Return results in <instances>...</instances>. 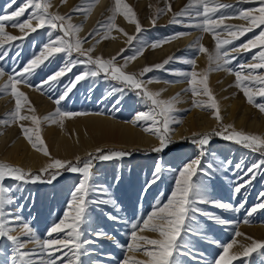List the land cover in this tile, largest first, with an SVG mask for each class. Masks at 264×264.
Returning a JSON list of instances; mask_svg holds the SVG:
<instances>
[{
	"label": "snow or ice",
	"instance_id": "snow-or-ice-1",
	"mask_svg": "<svg viewBox=\"0 0 264 264\" xmlns=\"http://www.w3.org/2000/svg\"><path fill=\"white\" fill-rule=\"evenodd\" d=\"M64 2L66 0H61V3ZM96 2L97 0H86L87 7H85V4L78 5L72 11L74 13L85 11V14H87ZM244 2L248 3L250 0H244ZM15 3L16 0H10L7 8H12ZM51 6V0H24L11 13L5 11L0 14V60H3L7 55V49L2 46L3 41L21 39L8 35L5 32L7 26L18 28L21 33L25 34H27L26 29L30 32H36L38 28L48 29V40L42 44L39 53L34 54V57L22 70L16 71L14 68L8 74V80L3 88H0V92L5 95L10 94L15 101L14 110L0 123L10 125L19 121L31 120L32 124L36 126L35 129L21 124V132L34 150L41 152L51 160V163L40 169L39 174H33L30 169L25 171L20 167L0 163V243L6 245L8 249L5 252V259L0 261V264H84L82 257L89 254L90 251L86 246L95 243L93 240L83 238L85 232L88 231L85 226L90 223L88 209L92 205L114 204V200L111 199L106 187L92 183L93 161H109L129 155V153L122 151L105 152L103 149L98 148L95 153H87V158L84 160L77 156L75 163L71 160L51 158L44 141L39 135L41 119L35 115H22V110L25 107L31 113H34L35 110L30 106L27 95L19 90L18 85L35 87L36 90L41 92H44L45 86H47V89L51 91L60 77L71 72L73 67L83 65L84 70L80 74H76L74 79L69 80L64 85L63 91L54 100V103L59 106L61 101L68 96L81 80L96 78L103 74L104 79L115 80L121 84L122 87L113 89V92L132 91L141 103L149 106L148 111L138 112L131 123L144 122L142 125L143 130L156 136L160 141L159 146L153 148V151L161 152L171 142L169 124L176 122L173 113L176 111L175 103L179 99V94L170 100L159 99L161 92H153L147 88V85L153 83L154 79L144 80L140 77L153 70L164 69V66L172 60H182L183 63L190 65L192 70L177 71L175 75L183 77V80L166 81V83L186 82L189 85L186 91H190L194 97L198 94L206 95L209 102L199 104L194 100L193 103L211 110L220 128L193 139L192 143L199 145V154L175 170L174 188L166 202L157 201L153 204L150 212L129 222L131 243L127 245V251L142 254L147 259L137 260L126 257L122 262V264H176L174 256L181 254L182 249L187 247V242L183 239L182 234L187 235L194 231L192 223L197 214L207 216L221 225L231 223L209 214L198 205L209 204L226 211L239 212L244 209L247 202L246 199H243L238 205L233 206L209 197L208 188L214 174L219 172L225 164L232 165L231 160L222 162L219 166L203 161L206 146L210 143L211 137L217 136L223 140L234 142L253 152H259L261 155L259 160L250 165H246L243 160L234 165L235 171L239 173L233 188L234 197L241 194L242 189L250 186L257 176H264V137L236 131L232 125L222 124L223 117L221 116L219 104L207 87V73L200 74L195 71V57H169L162 64L144 67L139 76L136 73H127L125 71L127 64L136 59L137 56L142 55L144 49L149 46L148 43L140 39L139 35H129L127 37L129 46L133 48L132 55L122 56L125 49H121V52L117 54L124 61L122 65L118 64L116 56L110 59H104L101 56L94 57L92 55L94 47L83 48L86 39H81L77 35L81 31L82 25L72 24L71 14L61 15L58 12H50ZM29 9L31 11L28 13L26 20H19L18 18L24 16ZM229 9L232 10L229 11ZM167 11H171L170 4L166 8L157 10L151 20L153 26L156 25L157 18ZM117 14H123L129 23L134 24L137 34L143 31L141 24L135 18L133 9L127 4L122 5L121 0H115L112 16L89 36L95 37L103 29L104 38H108L107 33L116 28L115 17ZM229 19L244 20L249 26L244 27L225 23ZM33 21H35V26H33ZM5 22L9 23L6 24ZM169 22L198 30L202 34H210L215 44L212 52H209L201 44L202 35L189 47L194 49L197 55L200 53L207 55L210 65H214L215 70H223L233 75L235 77L234 86L244 94L247 102L258 108L261 113H264V102L258 103L256 100L257 96L264 98V71H260L264 70V27L261 28L258 34L242 44H234L235 40H238L247 32L253 31V28L264 25V0H259L256 6L248 9H235L233 5L221 3L220 0H189V3L181 11L173 13ZM117 30L123 31L122 29ZM54 33H61V35H54ZM190 34V32H176L163 40L152 41L150 46L155 49L162 46L163 43ZM134 40L137 41L138 46L133 45ZM251 49H258V51L252 54L250 62H240L234 67L231 66L234 61L239 60L241 51L248 52ZM61 53L64 56L63 66L47 79L41 80L39 84L32 85L29 78L35 70L45 61L54 59L57 54ZM73 53L77 54L75 59H72ZM211 70L213 69L210 68L209 71ZM4 75L3 69L0 68V78ZM199 76H202V78L198 79ZM116 103L118 104L119 100ZM88 114L66 112L57 107L55 113L43 119L57 122L58 119L65 117L71 118ZM193 136H197V134L194 133ZM61 170L79 174L81 178L71 192L63 218L52 224L46 231L45 238H40L30 223L22 215H19L23 205H18L15 209L11 207L15 204V197L11 195V187L4 184V181L12 179L18 183H51L61 174ZM160 172L161 167L158 163L152 180L145 185V194L147 188L159 180ZM44 174L48 175L47 180H45ZM258 199L259 202L256 205L246 210L248 216H251L258 209H264V192L259 194ZM108 218L117 222L120 220V217L111 214ZM145 232L156 233L158 237L149 238L140 234ZM92 234L97 239H111L103 231H94ZM234 235L241 236L242 233L237 231ZM247 239L252 240L250 237H247ZM29 243L35 244L36 247L26 250ZM235 243L236 241L233 239L227 244L220 245L223 254L212 264H232L233 260L238 259L241 255L247 257L257 250H264V241L252 240L248 246L240 245L243 249L242 253L237 252L229 255V250L233 248ZM3 251L4 248H0V252Z\"/></svg>",
	"mask_w": 264,
	"mask_h": 264
},
{
	"label": "rangeland",
	"instance_id": "rangeland-1",
	"mask_svg": "<svg viewBox=\"0 0 264 264\" xmlns=\"http://www.w3.org/2000/svg\"><path fill=\"white\" fill-rule=\"evenodd\" d=\"M23 2L24 0H16L13 7L9 9L7 8V5L10 3V0H0V14H3L5 11L11 13V11L18 8ZM54 2H56L55 6L52 5ZM220 2L233 5L235 9H248L256 6L259 3V0H250L248 3H245L244 0H220ZM102 3H104L103 5H107L106 8L109 6V10H107V8V11L104 12L106 15L102 14L97 22L91 27L90 32L81 36L85 25L92 17L91 15H93L96 7L100 6ZM188 3L189 0H121L122 5L127 4L133 9L135 18L141 24L143 31L137 34L135 25L129 23L123 14H117L115 17L116 28H113L109 33H107L108 38H104L105 33L103 29H101L100 33L95 37L89 36V34L109 20L112 16V9L115 7V0H97L91 8V11L87 12V14H85V11L75 13L72 11L78 5L85 4V7H87L86 0H66L64 3H61V0H51L52 7L49 11L58 12L61 15L71 14L72 20L78 19V22L74 23L71 20V23L74 25H82V29L77 35L81 39H86V42L83 44V48L87 49L94 47V51L92 53L94 57L101 56L104 59H110L116 56L118 64L121 65L124 61L121 56L117 55L121 52V49H125L122 56H130L133 54V48L129 46L127 37L129 35H139L140 39L148 43L149 46L144 49L142 55L137 56L136 59L127 64L125 69L127 73H136L137 76H139L144 67L162 64L169 57H195L196 69L197 60L203 55L205 56V62L207 65L206 73L208 80L210 74L217 71L215 70V66L210 65L207 55L204 53L197 55L195 50L189 46L202 35L203 38L200 41L201 44H203L209 52H212L215 44L211 35L208 33L202 34L198 30L186 28L180 24H171L169 22L173 13L181 11V9H183ZM169 4L171 5V11H167L165 14L159 16L157 18L156 25L153 26L151 20L155 16L157 10L166 8ZM231 10L232 9H229V11ZM30 11L31 9L26 11L25 15L19 17L18 19L21 21L26 20ZM120 22L130 26L132 28L131 31L133 32L129 33L123 30L126 38L123 40L124 44L121 45L120 51L114 52L111 54L112 56H106L101 50H99V45H105L114 40V37L118 36L119 33L117 29H122L119 24ZM5 23L8 24L9 22ZM225 23L236 26H249L246 21L241 19H229L225 21ZM33 26H35V21H33ZM262 27H264V25L253 28V31L247 32L244 36L235 40L234 44L240 45L249 38L254 37L260 32ZM5 32L8 35L21 39L3 41L2 46L7 49V55L3 60H0V68H2L5 73V75L0 78V88H3L4 84L7 82L8 74L12 72L14 68L16 71L22 70L34 57V54L39 53L42 44L46 43L48 40L47 28H38L36 32H30L26 29L27 34H25L21 33L18 28L7 26L5 28ZM176 32H190L191 34L163 43L162 46L155 49L151 48L150 43L152 41L163 40ZM54 35H61V33H54ZM208 37L210 42H207L206 44L204 41ZM187 38H189L188 41L186 40V42H184L183 40ZM132 43L133 45L138 46L137 41L134 40ZM171 44H175L174 48L169 50L167 54L165 53V55L155 57L156 54L163 53V49ZM257 51L258 49H251L248 52L241 51L239 54V60L234 61L231 66L234 67L240 62H250L252 54ZM151 54L154 55V58L152 59L149 58ZM76 56L77 54L73 53L72 59H75ZM63 59L64 56L61 53L57 54L54 59L45 61L44 64L37 68L30 76V83L32 85H37L41 80L47 79L63 66ZM210 68L213 70L209 71ZM83 70V65L73 67L71 72H68L66 75L60 77L51 91L47 89V86H45L44 92H41L36 90L35 87L18 85L19 90L23 91L27 95L30 106L35 110L34 113H31L28 112L27 107H25V109L22 110V115H35L41 119L39 135L44 141V144L53 159L71 160L75 163V158L77 156H79L81 160H84L87 158V153H95V150L98 148L103 149L105 152L122 151L129 153V155L124 157L114 158L109 161H93L92 183L98 186L106 187L111 199L114 200V204L98 206L92 205L89 207L88 212L90 216V223L85 226L88 231L85 232L83 238L86 240H93L95 243L86 246L90 251L89 254L82 257V260L84 264H122L126 257L137 260H145L147 258L142 254H134L127 251V245L131 243L129 235V222L134 221L142 215H146L152 210L153 204L157 201L166 202L174 188L175 170L199 154V145L193 144V139H197L202 134L210 133L213 130L219 129L220 125L217 124L212 130L197 133L196 137L189 136L192 139H188L181 144H173L179 141L173 140L171 133H169L171 142L161 152L153 151V148L159 146L160 141L158 145L151 148L129 149L119 145L116 146L115 144H112L110 140H106L101 137L99 138L97 134L100 126L97 125L96 121L90 122L87 117H100L115 123L131 124L135 125L134 127L136 129L143 131L142 125L144 122H138L136 124L131 123L137 111L139 112V100L134 92L127 90L123 93L119 91L113 92V89L121 88V84L115 80L104 79L103 74H101L96 78H86L81 80L76 84L68 96L61 101L59 106L54 103V100L63 91L64 85L67 84L69 80L74 79V76L76 74H80ZM189 70H192L191 66L183 63L182 60H172L164 66V69L153 70L152 72L144 74L140 78L144 80L150 78L154 79L153 83L147 85V88L150 91L165 92L167 88L170 89L172 87L184 85V92L193 96L189 93L190 91H186V88H189V85L186 82L166 83V81H182L183 77L175 75V72ZM218 72V74H221L220 76L229 75L235 79L233 75L223 70H218ZM31 91H35L37 94L39 93L42 99L50 104L51 108L47 111L37 112V109L34 106V101L30 100L29 97V92ZM210 91L214 95L211 89ZM238 91L242 93L239 89ZM110 92L111 94H109ZM162 95L159 99L168 100L167 97L165 98ZM199 95L202 94L195 96L198 98L195 101H198L199 104L209 102L206 95H202L204 97ZM214 98L218 102L215 95ZM1 99H5V104L7 105L9 103L10 105L5 109L4 113L1 112L0 121H3L7 118L8 114L14 110L15 101L10 94L5 95L2 92H0V101ZM117 100H119L118 104L116 103ZM259 101L260 100H257L258 103ZM196 106L197 105H194L193 103L191 107H188L190 108L189 111L186 107L180 109L178 106H175L177 111H175L173 115L176 122L170 123L169 128H179L182 125V122H180L176 116L179 114L190 115V112L195 109L204 111L209 114L210 117L214 118L211 110ZM57 107L66 112L89 114L71 118L65 117L63 119H58L57 122H52L50 120L46 121L43 119L44 117L51 116L55 113ZM256 109L258 110V108ZM261 114V117H264V113ZM221 116L223 117L222 113ZM24 121H19L18 123H12L10 125L0 123V133L2 134L3 132L4 134V132L14 131L21 134V136L25 138L20 127L21 124L24 125ZM222 124L229 125L226 124L224 120H222ZM24 126L29 127V125ZM240 128L241 129L235 127L234 129L247 134H253L250 133L247 128ZM229 131H231V129H229ZM254 135L260 136V134L255 133ZM62 137L71 143L77 142L76 139L79 137V143L84 145L83 154L81 155L77 152H73V158H67L62 155V152L57 154L56 151H53L55 150L53 149L55 144H57ZM55 139H57V141L53 142ZM50 141L53 143L49 144ZM48 145H54V147H49ZM235 146H237L238 151L235 155H233L234 157H231V152ZM47 158L48 163H51L49 157ZM260 158L261 155L259 152H253L250 149H246L234 142L223 140L217 136L211 137L210 143L206 146V154L203 157V161L219 166L222 162L231 160L232 165L229 166L225 164L219 172L214 174L208 188L209 197L213 200L226 202L233 206L238 205L243 199H246L247 202L244 209H241L239 212L226 211L209 204L198 205L209 214L215 215L220 219L230 221L231 223L221 225L207 216L197 214L196 219L192 223L194 231L187 235L182 234L183 239L187 242V247L182 249L181 254L174 256L176 264H212L213 261L217 260L219 256L223 254V249L220 245L227 244L233 239L236 243L233 245V248L229 250V255L237 252L242 253L243 249L240 245L248 246L251 244L252 240L264 241L263 231L258 230L260 226H264V209H258L251 216H248L246 211L259 202V194L263 192L264 189V176H257L250 186L246 189H242L241 194L236 195L235 197L233 196V188L235 187L237 177L239 175V173L235 171L234 165L241 160H243L246 165H250ZM0 163H7L9 165L22 168L19 165L13 164L8 160H2L1 158ZM158 163L161 167V172L159 174L160 178L155 184H152L149 188H147V192L145 194V185L148 181L152 180L154 170ZM31 172L33 174H39L40 170H33ZM44 178L47 180L48 175L44 174ZM80 178L79 174L61 170V174L51 183H18L12 179H6L4 184L11 187V195L15 197V204L11 207L15 209L18 205H23V209L19 212V215H22L25 220L30 223L31 227L40 238H45V233L52 226V224L63 218V214L66 211V205L70 200L71 192L78 184ZM240 182L242 183L243 181ZM109 214L120 217V220L117 222L109 219ZM246 220L247 222H245ZM94 231H103L107 234V237H111V239H97V237L92 234ZM237 231L242 233V235L235 236L234 233ZM140 234L146 235L149 238L158 237V234L151 232ZM247 237L252 238V240L247 239ZM34 247H36L35 244L29 243L26 250H30ZM0 248H4V251L0 252V261H3L5 259V252H7L8 249L3 243H0ZM232 264H264V250H257L256 252L250 253L247 257L241 255L238 259L233 260Z\"/></svg>",
	"mask_w": 264,
	"mask_h": 264
},
{
	"label": "bare ground",
	"instance_id": "bare-ground-1",
	"mask_svg": "<svg viewBox=\"0 0 264 264\" xmlns=\"http://www.w3.org/2000/svg\"><path fill=\"white\" fill-rule=\"evenodd\" d=\"M103 4L104 3L96 7L93 15H91L92 17L85 25L81 36H84L90 32L91 27L97 22V20L102 16V14L106 15V13L104 12L109 10V6L107 7V9V5ZM52 5L55 6L56 2H54ZM72 21L75 23L78 22V19H73ZM119 24L121 25L122 30H125L129 33L133 32L131 31L132 28L127 24H122V22H120ZM118 33V36L114 37V40L110 41L105 45H99V50H101L102 53L106 56H110L114 52L120 51L121 45L124 44L123 40L126 38L125 33L123 31H118ZM189 38L184 39L183 41L186 42V40L188 41ZM204 42L206 44L207 42L209 43V37L206 38ZM174 45L171 44L169 46H166L163 49V53H158L155 55V57L165 55V53L167 54L169 50L174 48ZM149 58H154V55L151 54ZM206 66L207 65L205 62V56L202 55L197 60L195 71L197 73L204 74L206 73ZM218 73V70L216 72L211 73L206 82L207 87L212 90V92L218 99V104L220 107V111L223 115L224 122L226 124L232 125L233 128L236 127L241 129L240 127H244L247 128L250 133L260 134L261 137H264V117H261L262 114L256 108H254V106L250 105L247 102L246 97L242 93H240L238 89L234 86V78L230 77L229 75L220 76L221 74ZM198 78H202V76H199ZM184 88V85H181L179 87H172L170 89L167 88L168 90L166 89L165 92L162 91L161 93L163 95H161L165 98L167 97L168 100H170L171 98L176 97L177 94H179V99L176 101L175 106H178L180 109L184 107L188 108L191 107L193 101L197 100L198 98L190 96L188 93H185ZM189 93L191 94V92ZM29 97L30 100L34 101V106L36 107L37 112L47 111L51 108L50 104L43 100L39 93L37 94L35 91H31L29 92ZM4 100L5 99H1L0 101V116L1 112L4 113L5 109L10 106L9 103L6 105ZM256 100H260L259 102H264V98L261 99V97L259 96L256 97ZM138 107L139 112L149 110V106L144 103H141L140 101L138 103ZM189 109L190 108H188V111ZM190 113V115L179 114L176 116V118L180 122H182V125L179 128L170 127V133L173 140L180 141L186 137H192L194 133L197 134L200 132L212 130L218 124L214 118L209 116V114L205 113L204 111H200L199 109H195ZM87 119L90 122L96 121L97 125L100 126L97 134L99 138L101 137L106 140H110V142L112 144H115L116 146L119 145L121 147L123 146L129 149H133L151 148L159 144V140L156 136L149 135L144 130L141 131L136 129L134 127L135 125L123 124L118 122L115 123L113 121H109L104 118L102 119L100 117H87ZM24 125H29V127L33 129H35L36 127L32 124L31 120H25ZM76 140L77 142L71 143L62 137L59 142L55 144V147L54 145L48 146H53V149H55L53 151H56L57 154H59V152H62V155H64V157L73 158V152H77L82 155L84 151V145L79 143V137H77ZM55 141H57V139H55L53 142ZM52 143L50 141L49 144ZM237 151L238 148L237 146H235V148L231 152V157L235 155ZM0 158L2 160H8L13 164L19 165L25 170L30 169L31 171L40 170L48 164L47 156L43 155L41 152L34 150L32 146L26 141V139L21 136V134L16 133L14 131L4 132V134L3 132L2 134L0 133ZM258 230H262L264 233V226H260Z\"/></svg>",
	"mask_w": 264,
	"mask_h": 264
},
{
	"label": "trees",
	"instance_id": "trees-1",
	"mask_svg": "<svg viewBox=\"0 0 264 264\" xmlns=\"http://www.w3.org/2000/svg\"><path fill=\"white\" fill-rule=\"evenodd\" d=\"M196 137V136H195ZM188 139H192L191 137H188V138H185V139H183V140H181V141H179V142H175V143H173V144H181V143H183V142H185L186 140H188Z\"/></svg>",
	"mask_w": 264,
	"mask_h": 264
}]
</instances>
